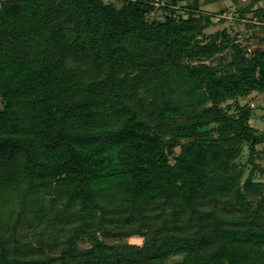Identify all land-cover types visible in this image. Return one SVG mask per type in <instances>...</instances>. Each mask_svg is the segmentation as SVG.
Masks as SVG:
<instances>
[{"label": "trees", "instance_id": "16d2710c", "mask_svg": "<svg viewBox=\"0 0 264 264\" xmlns=\"http://www.w3.org/2000/svg\"><path fill=\"white\" fill-rule=\"evenodd\" d=\"M155 1L0 0V264H264V48Z\"/></svg>", "mask_w": 264, "mask_h": 264}, {"label": "rangeland", "instance_id": "374dc122", "mask_svg": "<svg viewBox=\"0 0 264 264\" xmlns=\"http://www.w3.org/2000/svg\"><path fill=\"white\" fill-rule=\"evenodd\" d=\"M108 2L120 6L121 0H108ZM156 5L164 6L165 0L155 1ZM249 3L248 0H242L240 2H234L232 0H219L216 3L205 4L200 8V13L211 15L213 24L207 29V34H215L217 32L225 31L232 38H237L241 45L244 47L246 54L249 56L255 49L264 48V25L253 18V13L248 12L246 16L239 17L238 10ZM187 3L181 5V12H186L192 9V3ZM263 4L260 1L255 5L254 9ZM185 6V7H184ZM163 11H153L148 15V19H153L154 17H160L163 20L161 13ZM184 17H187L185 14ZM230 59V51H225L212 58H205L204 61L213 64H223ZM140 71L133 72V75L139 74ZM249 103L252 107V113L249 120H246V124L250 127L255 128L258 132L264 134V99L261 95H254L249 98L242 100V103ZM233 109V108H232ZM256 150L259 157L256 158V164L264 168V137L261 138V142L257 145ZM250 148L248 145H244L241 151V155L238 158V162L244 168V178L245 180L252 169V164L249 163ZM264 181V174L257 173L255 182ZM253 187V185H251ZM34 230H29L26 232L25 236L30 241L29 247L35 251L36 257H50L57 255L59 249L49 246L52 242H47L42 244L38 242L33 236ZM22 235V234H19ZM144 240L143 236H130L119 239H105L108 244L113 243H130L142 245Z\"/></svg>", "mask_w": 264, "mask_h": 264}]
</instances>
